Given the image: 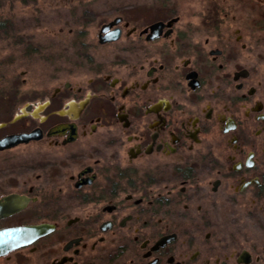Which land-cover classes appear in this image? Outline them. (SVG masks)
I'll return each mask as SVG.
<instances>
[{
    "label": "flooded vegetation",
    "instance_id": "1",
    "mask_svg": "<svg viewBox=\"0 0 264 264\" xmlns=\"http://www.w3.org/2000/svg\"><path fill=\"white\" fill-rule=\"evenodd\" d=\"M247 1L115 0L86 12L105 19L83 51L73 29L6 43L0 235L50 230L0 264H264V16Z\"/></svg>",
    "mask_w": 264,
    "mask_h": 264
},
{
    "label": "rangeland",
    "instance_id": "2",
    "mask_svg": "<svg viewBox=\"0 0 264 264\" xmlns=\"http://www.w3.org/2000/svg\"><path fill=\"white\" fill-rule=\"evenodd\" d=\"M113 1L115 0H0V52L5 50L8 42L52 47L64 42V36L70 29L75 34V51H83L79 43L93 41L99 25L105 19L90 18L86 12L102 10L105 2ZM247 6V9L257 10L264 16V0H248ZM61 28L64 29V34L59 33ZM84 31L87 32L86 37H83ZM35 67L44 73L45 65L38 58Z\"/></svg>",
    "mask_w": 264,
    "mask_h": 264
},
{
    "label": "water",
    "instance_id": "3",
    "mask_svg": "<svg viewBox=\"0 0 264 264\" xmlns=\"http://www.w3.org/2000/svg\"><path fill=\"white\" fill-rule=\"evenodd\" d=\"M49 230L50 229H48L47 226H27L8 230L7 232L0 235V252L7 251L10 248H13L26 241H29L34 236L45 234Z\"/></svg>",
    "mask_w": 264,
    "mask_h": 264
},
{
    "label": "trees",
    "instance_id": "4",
    "mask_svg": "<svg viewBox=\"0 0 264 264\" xmlns=\"http://www.w3.org/2000/svg\"><path fill=\"white\" fill-rule=\"evenodd\" d=\"M23 2H25V1H29V0H22Z\"/></svg>",
    "mask_w": 264,
    "mask_h": 264
}]
</instances>
